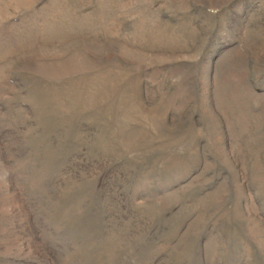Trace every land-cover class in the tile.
<instances>
[{
  "label": "rangeland",
  "instance_id": "374dc122",
  "mask_svg": "<svg viewBox=\"0 0 264 264\" xmlns=\"http://www.w3.org/2000/svg\"><path fill=\"white\" fill-rule=\"evenodd\" d=\"M0 264H264V0H0Z\"/></svg>",
  "mask_w": 264,
  "mask_h": 264
}]
</instances>
